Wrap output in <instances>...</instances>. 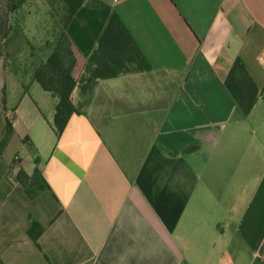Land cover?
I'll list each match as a JSON object with an SVG mask.
<instances>
[{
  "label": "crops",
  "instance_id": "crops-1",
  "mask_svg": "<svg viewBox=\"0 0 264 264\" xmlns=\"http://www.w3.org/2000/svg\"><path fill=\"white\" fill-rule=\"evenodd\" d=\"M64 34L60 135L57 97L6 84L0 264H264V0H83Z\"/></svg>",
  "mask_w": 264,
  "mask_h": 264
},
{
  "label": "rangeland",
  "instance_id": "rangeland-1",
  "mask_svg": "<svg viewBox=\"0 0 264 264\" xmlns=\"http://www.w3.org/2000/svg\"><path fill=\"white\" fill-rule=\"evenodd\" d=\"M65 16L61 0L27 1L14 12H9L7 0H0V25L11 30L5 39L0 34V103L6 84L11 88L14 78H21L23 85L30 84L33 70L41 61L53 52L65 56L70 50L64 34ZM148 77V89L154 97L164 95L163 99H167L175 78L158 73ZM165 86L169 87L163 91ZM142 91L146 89L135 87L133 95H141ZM11 120L12 112L0 106V141L5 138Z\"/></svg>",
  "mask_w": 264,
  "mask_h": 264
},
{
  "label": "trees",
  "instance_id": "trees-1",
  "mask_svg": "<svg viewBox=\"0 0 264 264\" xmlns=\"http://www.w3.org/2000/svg\"><path fill=\"white\" fill-rule=\"evenodd\" d=\"M27 1L31 0H7L9 12H14ZM61 2L66 13L64 20L65 29L70 18L82 4L83 0H61ZM9 31H11L9 27L5 29L3 24L0 25V34L2 38H7ZM14 32H17V30H14ZM65 58L68 59L65 61ZM73 63L74 57L70 50H68L65 56L53 52L33 70L32 79L38 82L43 90L50 92L58 99L54 108L52 123V128L56 135L61 134L70 116L78 113V110L73 106L70 100V94L75 84V80L71 75ZM261 92L264 93V85L262 86ZM5 103L4 94L0 103V106L4 109L6 108ZM7 126L6 136L0 141V155L13 133L12 120L11 124ZM14 178L29 197L34 196L37 192L47 187L46 181L37 167L31 174H27L22 168H19ZM40 232L41 226L37 222L32 221L27 230V235L36 242Z\"/></svg>",
  "mask_w": 264,
  "mask_h": 264
}]
</instances>
